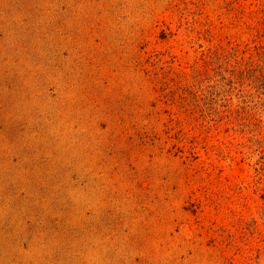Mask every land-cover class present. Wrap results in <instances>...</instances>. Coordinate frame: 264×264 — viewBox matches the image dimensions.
Instances as JSON below:
<instances>
[{
    "label": "rangeland",
    "instance_id": "obj_1",
    "mask_svg": "<svg viewBox=\"0 0 264 264\" xmlns=\"http://www.w3.org/2000/svg\"><path fill=\"white\" fill-rule=\"evenodd\" d=\"M0 264H264V0H0Z\"/></svg>",
    "mask_w": 264,
    "mask_h": 264
}]
</instances>
